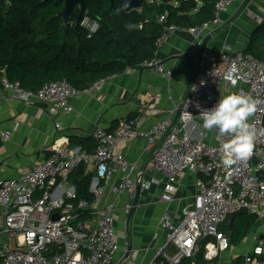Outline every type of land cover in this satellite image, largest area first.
Here are the masks:
<instances>
[{
  "label": "built area",
  "instance_id": "obj_1",
  "mask_svg": "<svg viewBox=\"0 0 264 264\" xmlns=\"http://www.w3.org/2000/svg\"><path fill=\"white\" fill-rule=\"evenodd\" d=\"M236 1L217 0L213 19L201 28L208 32L215 30L220 24V14ZM158 22L163 30L156 40L157 46L181 29L177 25L166 24V14L160 15ZM80 25L87 28V37L99 28L96 19L86 16ZM204 62V68L196 73L186 95L152 126L140 128L138 116L123 119L112 131L96 125L91 133L95 143L92 150L54 142L49 157L44 161L30 169H22L17 178L0 177L3 220L0 233L17 239L16 246H0V264H113L118 251L113 230L115 199L123 193L133 199L137 186L148 189L154 181L134 179L137 163L128 161L117 150L119 144L135 137L144 140L143 151L149 155L147 166L164 176L160 200H173L178 190V176L182 172L196 175V192L181 209L178 220H173L168 211L160 216L159 226L167 231L166 241L150 264H177L182 258L193 256L199 249L200 240L207 237L211 239L204 246L205 257L219 258L230 247L229 239L219 231V227L231 211L243 206L249 213L263 217L264 60L243 50L231 52L223 49L207 52ZM139 65L167 79L172 74L155 56ZM105 79H97L84 90L99 91ZM1 85L12 98L25 106L48 103V115L53 119L57 113L72 111L70 99L83 91L65 79L46 82L36 91L23 87L19 81L5 78ZM230 93L251 95L261 103L249 118L254 133L251 156L225 166L222 146L231 137L221 135L215 129H205L200 114ZM54 126L56 130L62 128L61 123L55 120ZM10 136V130L3 132L4 140ZM81 163L93 164L94 174L90 183L93 200L91 203L81 200L76 204V189L68 178ZM113 175H118L116 184L109 183ZM106 187H109L113 199L97 209L95 205L101 201ZM132 207L129 202L122 207L126 215L125 224ZM87 210L96 216L93 223L87 217H81ZM55 213L58 217L53 219ZM261 244L260 241L252 253L245 256V263L264 264V259H260ZM169 245L174 248L172 252L167 250ZM212 264L222 263L218 260Z\"/></svg>",
  "mask_w": 264,
  "mask_h": 264
},
{
  "label": "crops",
  "instance_id": "obj_2",
  "mask_svg": "<svg viewBox=\"0 0 264 264\" xmlns=\"http://www.w3.org/2000/svg\"><path fill=\"white\" fill-rule=\"evenodd\" d=\"M195 1L197 10L202 0ZM243 1L237 0L222 12L220 24L212 32L201 27L194 28V31L181 28L157 46L154 56L161 59L164 66L171 70L170 79L140 65L128 67L120 74L107 76L99 91L83 90L72 97L70 99L72 111L67 114L57 113L54 119L48 115V103L39 102L25 106L12 98L10 92L1 85V80L5 78L2 77L0 177L17 178L22 169H30L36 163L44 161L49 157L54 142L71 145L69 142L71 138L90 139L96 125L112 131L123 119L138 116L141 120L140 128L152 126L175 102L186 95L196 73L205 66L207 52L223 49L231 52L243 50L254 28L264 24V0H249L245 9L237 16ZM210 35L206 48H202L205 38ZM152 110L158 112L153 113ZM54 120L61 123L60 130L55 129ZM6 130L11 131V136L4 140L3 132ZM143 145L144 140L135 137L117 146V150L128 161L137 163L138 171L133 174L134 179L154 181L148 189L140 188L136 202L135 196L132 199L126 193L115 199L113 230L118 251L113 264H150L159 247L166 241L167 231L159 226L160 216L164 211H168L172 219L177 221L181 209L193 199L196 192L194 185L196 175L184 171L178 176V190L173 200L171 202L160 200L165 179L161 173L147 166L149 155L143 151ZM71 146L82 149L79 145ZM86 171H93L92 163H87ZM118 181V175H113L109 183L116 184ZM56 188L55 191L60 193ZM112 199L113 195L109 187H106L101 201L95 208L103 207ZM127 202L133 207L125 224L126 215L122 207ZM95 218L94 215L88 217L91 223ZM2 221L0 213V227ZM260 241L263 248L261 257H264V216L257 217L245 238L237 245H230L218 260L222 264H231L235 258L241 257V264H247L244 261L245 256L252 253ZM4 244L16 246L17 239L8 238L0 233V246ZM167 250L172 252L174 248L169 245Z\"/></svg>",
  "mask_w": 264,
  "mask_h": 264
},
{
  "label": "trees",
  "instance_id": "obj_3",
  "mask_svg": "<svg viewBox=\"0 0 264 264\" xmlns=\"http://www.w3.org/2000/svg\"><path fill=\"white\" fill-rule=\"evenodd\" d=\"M216 1L202 0L196 10L195 0H142L141 9L125 13L120 0H113L112 6L109 0H87L85 16L99 23L98 30L87 37L85 26H74L77 8L67 25L57 16L63 9V0H0V79L19 81L33 91L46 82L65 79L84 90L97 79L120 74L154 57L156 40L163 30L158 22L160 15L166 14V24L197 28L213 19ZM243 51L264 60V24L254 28ZM69 142L87 151L95 145L92 137L71 138ZM86 167L81 163L68 178L76 189V204L93 200L90 183L94 173L86 171ZM81 217H90L89 211ZM256 220L254 213L235 216L230 226V245L239 244ZM227 221L228 217L220 225L221 233L226 234ZM210 239H201L198 251L177 264L217 262L218 258L207 259L204 255V246ZM241 262L237 257L231 264Z\"/></svg>",
  "mask_w": 264,
  "mask_h": 264
},
{
  "label": "clouds",
  "instance_id": "obj_4",
  "mask_svg": "<svg viewBox=\"0 0 264 264\" xmlns=\"http://www.w3.org/2000/svg\"><path fill=\"white\" fill-rule=\"evenodd\" d=\"M260 103L259 99L251 95L230 93L220 97L211 109L200 114L205 129H215L221 135L231 137L222 146V162L225 166L247 160L251 156L254 133L249 118Z\"/></svg>",
  "mask_w": 264,
  "mask_h": 264
},
{
  "label": "water",
  "instance_id": "obj_5",
  "mask_svg": "<svg viewBox=\"0 0 264 264\" xmlns=\"http://www.w3.org/2000/svg\"><path fill=\"white\" fill-rule=\"evenodd\" d=\"M64 4H63V9L59 12H57V16L62 20L64 25H67L68 23H70V20L72 18L74 9L77 8V14L75 16L74 19V26L77 27L78 24H80V22L83 20V18L86 15V1L87 0H63ZM110 1V5H113V0H109ZM249 0H244L241 4V6L239 7L238 11H237V16L245 9L246 5L248 4ZM120 4L123 8V11L125 13H129L133 10H139L142 7V0H120ZM210 36H207L202 44V48H206ZM139 191L140 188L139 186L136 187V192H135V202L138 199V195H139ZM240 214H249V210L247 207H239L233 211H231L228 215V221L226 223L227 225V232H226V236L227 238L230 237V226L232 224L233 219L235 218V216L240 215ZM58 217V213H55L52 215L53 219H56ZM128 250H130V247L128 248ZM127 257V254H126Z\"/></svg>",
  "mask_w": 264,
  "mask_h": 264
},
{
  "label": "rangeland",
  "instance_id": "obj_6",
  "mask_svg": "<svg viewBox=\"0 0 264 264\" xmlns=\"http://www.w3.org/2000/svg\"><path fill=\"white\" fill-rule=\"evenodd\" d=\"M156 1H160V0H156Z\"/></svg>",
  "mask_w": 264,
  "mask_h": 264
}]
</instances>
